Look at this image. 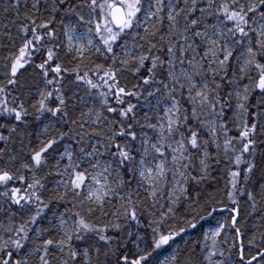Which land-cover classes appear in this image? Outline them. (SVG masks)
I'll return each mask as SVG.
<instances>
[{
	"label": "snow or ice",
	"instance_id": "obj_1",
	"mask_svg": "<svg viewBox=\"0 0 264 264\" xmlns=\"http://www.w3.org/2000/svg\"><path fill=\"white\" fill-rule=\"evenodd\" d=\"M0 264H264V0H0Z\"/></svg>",
	"mask_w": 264,
	"mask_h": 264
}]
</instances>
